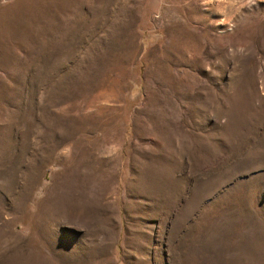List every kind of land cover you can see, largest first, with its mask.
Instances as JSON below:
<instances>
[{
	"label": "rangeland",
	"instance_id": "obj_1",
	"mask_svg": "<svg viewBox=\"0 0 264 264\" xmlns=\"http://www.w3.org/2000/svg\"><path fill=\"white\" fill-rule=\"evenodd\" d=\"M0 264H264V0H0Z\"/></svg>",
	"mask_w": 264,
	"mask_h": 264
},
{
	"label": "bare ground",
	"instance_id": "obj_2",
	"mask_svg": "<svg viewBox=\"0 0 264 264\" xmlns=\"http://www.w3.org/2000/svg\"><path fill=\"white\" fill-rule=\"evenodd\" d=\"M42 229V228H41Z\"/></svg>",
	"mask_w": 264,
	"mask_h": 264
}]
</instances>
